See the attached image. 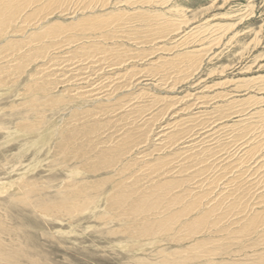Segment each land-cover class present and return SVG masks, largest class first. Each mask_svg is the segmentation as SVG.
<instances>
[{"label":"rangeland","instance_id":"1","mask_svg":"<svg viewBox=\"0 0 264 264\" xmlns=\"http://www.w3.org/2000/svg\"><path fill=\"white\" fill-rule=\"evenodd\" d=\"M0 264H264V0H0Z\"/></svg>","mask_w":264,"mask_h":264}]
</instances>
